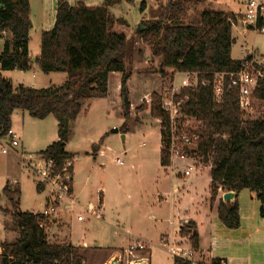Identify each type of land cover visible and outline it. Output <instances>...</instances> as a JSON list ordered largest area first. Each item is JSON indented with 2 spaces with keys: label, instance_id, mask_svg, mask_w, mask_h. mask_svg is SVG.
Listing matches in <instances>:
<instances>
[{
  "label": "trees",
  "instance_id": "1",
  "mask_svg": "<svg viewBox=\"0 0 264 264\" xmlns=\"http://www.w3.org/2000/svg\"><path fill=\"white\" fill-rule=\"evenodd\" d=\"M122 0H103L102 5L90 6L82 0H56L51 28L43 30L41 46L35 62L44 73L65 72L67 79L50 87H32L23 83L14 85L0 72V135L11 128L14 110L26 111L30 116L44 119L53 115L58 122V140L39 153L54 160L61 169L73 155L65 149L69 141L71 123L86 109L90 99L104 97L108 90L111 72L122 74L120 103L124 116L123 131L131 118V101L128 81L131 71L127 67V54L131 48L124 33L112 31L115 20L110 6ZM170 1L159 19L139 23L137 31L153 39L152 51L160 56L159 72L164 76L173 72H197L199 80H211L215 72L236 70L241 59L231 57L232 24L234 12L203 9L189 13L187 2ZM143 2L141 7L143 8ZM30 0H0V37L9 31L0 53V70H29L33 59L29 52ZM180 96H187L183 106L186 114L201 121L199 154L204 163L211 162L210 202L217 201L219 191H234L236 196L249 189L260 201V215L264 217V118H245L240 110L238 92L229 90L222 102L213 98L210 85L182 88ZM263 103L264 78L254 92ZM148 108L151 115L161 119V140L164 142L163 124L169 120L161 107L160 94H151V103L144 101L135 110ZM93 144V152L101 142ZM161 165H170L169 154L163 144ZM72 169V168H71ZM42 190L41 185H36ZM11 203L9 213L18 227V237L12 243L0 246V264H82L87 250L66 242H52L46 227L54 222L42 213L21 211L18 189L7 182L0 193ZM218 217L229 228L240 225L239 201H218ZM43 223V225H42ZM181 236H189L193 249L199 248V234L194 222L181 226ZM219 260V259H215ZM177 264H190L176 257Z\"/></svg>",
  "mask_w": 264,
  "mask_h": 264
},
{
  "label": "rangeland",
  "instance_id": "2",
  "mask_svg": "<svg viewBox=\"0 0 264 264\" xmlns=\"http://www.w3.org/2000/svg\"><path fill=\"white\" fill-rule=\"evenodd\" d=\"M82 1L90 6L103 4V0ZM170 1L175 0H122L109 7L115 20L112 31L124 33L129 39V46H131L127 54V67L132 74L129 80L130 99L133 103L139 102L135 108L144 101L150 104L153 92L160 94L168 89L174 81L180 83L183 78L181 74L176 76L170 71L164 76L159 72L161 58L153 54V39L150 35L137 31L140 22L159 19ZM143 2L145 6L142 8ZM30 4L33 26L29 49L30 53L35 56L40 52L41 35L44 29L42 24L44 19L50 21L53 19L51 13L54 6L51 0H30ZM233 5H236L237 11L242 8L238 0L237 3L236 0H194L187 2L184 5V10L192 13L203 9H214L223 10L226 13L231 12L229 9ZM234 34L240 38L233 44L235 57H242L243 54L240 53V50L243 47L256 49L257 54L264 58V33L255 34L250 31L243 37L238 34L237 30H234ZM6 35L9 36L8 33ZM4 75L12 79L15 84L33 82L35 83L33 87L37 88L57 86L67 79L65 72L44 73L36 64L25 71L7 70ZM114 78H111L110 81L112 92L115 91ZM146 89L148 98L141 100ZM134 112L139 113L136 110ZM21 114V110H15L14 124L17 130L20 129L19 138L23 141L22 147L20 144V147L16 148L17 150L10 149L14 150L18 158H20L22 149L31 155L37 154L47 147V143H51L57 137V125L51 119L55 118L53 115H51L53 117L50 116V119H39L26 112H24L25 118H22ZM88 118V120L85 119L81 112L74 120L66 145L68 152L74 153V156H82V159L74 164L75 174L73 176L75 191L76 193L81 192L80 203L82 205L93 203L98 206L100 195L104 200L101 220L81 208L76 209V214L80 213L84 217L83 222L71 219L70 214L65 216L68 217L74 243L86 240L89 245L101 248L80 246L87 250L86 260L82 264H134L138 261H145L147 264L148 262L150 264H177L176 257L178 256L160 244L159 236L150 235L152 233L150 228L152 214L160 219L167 216V205H162L163 211L157 213L155 191L153 185L149 183L151 178L164 173V169L160 165L161 124L150 115L149 111L143 112L140 117H131L125 123L127 129L125 133H128L125 137V133L122 132L124 116L121 115L119 107L113 103L99 106L98 110ZM122 118L123 121H121ZM245 118H264L263 103L255 99L253 110L246 114ZM115 129H119V131H114ZM103 136H105L101 142L104 149L103 154L94 156L92 146L95 142L99 143ZM3 142L5 143L6 140L0 143V193L3 190L1 185L6 183L7 179H12L11 182H8L10 187L21 192L19 206L21 211L44 210L48 188L37 190L36 182L24 172L20 159L18 163L14 162L12 166H9L7 176L3 175L5 163L9 158H14L11 152L9 154L2 153ZM30 142L32 146H28ZM105 146L111 147L114 152L108 151ZM116 157H120L123 164H118L115 161ZM199 166L201 167L191 174L190 183L182 189L183 192L188 190L190 196H194L195 201L204 200L208 196L211 176L209 165ZM14 180L18 183L13 182ZM185 200L189 201V196L179 202L184 204ZM0 205L11 209V203L4 195L0 199ZM7 214L3 213L0 208V241L12 243L18 237V227L11 215ZM163 224L165 223L163 222ZM49 231L48 237L51 241L70 243L69 228L64 223L60 222L59 225L49 227ZM136 238L146 241L149 248L147 247L144 251H136L134 254L127 253L124 247L128 248L129 242H133ZM173 245L187 247L183 241ZM109 247H122L123 249L118 255L110 257L108 256ZM194 259L200 262L198 257H194ZM208 260L212 261L213 259L204 257L201 259L202 262Z\"/></svg>",
  "mask_w": 264,
  "mask_h": 264
},
{
  "label": "crops",
  "instance_id": "3",
  "mask_svg": "<svg viewBox=\"0 0 264 264\" xmlns=\"http://www.w3.org/2000/svg\"><path fill=\"white\" fill-rule=\"evenodd\" d=\"M52 5L54 8L52 9L51 16L53 18L55 9H56V0H51ZM237 3V0H236ZM236 5H233L232 8L229 9L231 12H236ZM223 11V10H222ZM30 17H31V10H30ZM32 20V19H31ZM45 21L43 22L42 26H44L43 30L49 29L53 25V19L52 24L50 25L51 21L49 19H44ZM33 26V23H32ZM234 30H237L238 34L240 36L245 37L247 33H243L240 31V29H233L232 30V36L234 39L233 44L237 41L240 40L239 36H236L234 34ZM43 32V31H42ZM6 33L9 34V36L6 35ZM2 37H0V53L2 52L3 49V44H4V39L5 38H10L11 34L9 31H4L2 32ZM30 36H31V31H30ZM30 43V42H29ZM30 46V45H29ZM251 50L250 48H243L240 50V53L243 54L242 57H235L233 54V45H232V51H231V57L233 59H242L247 52ZM30 52V49H29ZM32 59H35L37 55H32L30 53ZM38 65L35 61H33L32 67L34 65ZM31 67V68H32ZM18 70V69H15ZM5 71H1V74L3 77L10 79L9 77H6L4 75ZM22 71V70H20ZM177 74V72L175 73ZM121 76L122 74L120 72H111L108 77V90L107 94L104 97H95L90 99L88 102H86V109L82 111L83 117L85 119H89L93 113H95L98 110L99 106L107 105L109 103H113L116 105V107H119L121 115H123V111L121 108V103H120V81H121ZM115 77V91L112 92L110 89V81L111 78ZM66 80V79H65ZM130 80V79H129ZM36 82V81H34ZM142 82V81H141ZM144 83V82H143ZM14 85H17L13 83ZM20 84V83H19ZM24 84V83H23ZM28 86L35 85V83L30 82L29 84H25ZM128 86H129V91H130V97H131V90H130V84L128 81ZM143 100L144 98H148L147 94V89L144 92V94L141 96ZM112 100V102H110ZM131 101V117H137L141 116L143 112L149 111V109L139 112L136 114L134 112L135 106L139 104V102L133 103ZM19 110V109H18ZM22 111V110H21ZM22 111L21 117L25 118V114ZM15 110L13 111L11 115V128L16 132V134L19 135L20 129L17 130V127L14 124V116ZM27 113V112H26ZM150 113V111H149ZM81 114V113H80ZM79 114V115H80ZM78 115V116H79ZM151 115V113H150ZM49 115L46 117L47 119H50ZM77 116V118H78ZM53 117V116H51ZM154 119L158 120L157 118L153 117ZM53 121H55L57 125V131H58V122L57 120H54L56 118H51ZM123 121V118L121 119ZM74 122V121H73ZM73 122L71 123V128L73 125ZM159 122V121H158ZM160 123V122H159ZM22 130V129H21ZM119 131V129H118ZM128 133H125V137L127 136ZM71 135V133H70ZM70 138V137H69ZM20 140V138H19ZM58 140V134L55 139L52 140L51 143L55 142ZM2 142L0 138V143ZM21 147L23 141H21ZM51 143H47L46 146H48ZM68 143V142H67ZM97 142H95L96 144ZM162 143V140H161ZM28 146H32V143H28ZM67 145V144H66ZM163 143L161 144L160 149H162ZM46 148V147H45ZM66 151L67 148L65 147ZM105 149L108 151H113L111 147L105 146ZM43 150V149H42ZM2 151V150H1ZM13 151V152H12ZM103 144L99 146L98 151L94 156L96 155H101L103 154ZM12 153V157L15 158H9L7 162L4 165V172L3 175H8L9 174V166H12V163H18L19 159L16 154L14 153V150H8V153H3V154H9ZM68 152V151H67ZM114 152V151H113ZM161 152V150H160ZM70 153V152H68ZM73 155V164H72V191L73 194L76 198L77 205L71 209H66L65 207L59 208V212L57 216L51 218L54 220L53 223H51V226H56L59 225L60 222L64 223L66 226L69 228V241L71 244L76 245V246H83V247H97L100 248L99 246H91L88 244L86 240L82 241L80 243H74L73 242V234L70 232V223L67 220L68 217H65L66 215L70 214L71 219H77V221L83 222L84 217L82 220L78 219L79 214H76V209L81 208L84 210V206L82 205L79 201V195L80 191L76 193L75 189V183H74V164L76 161H79L82 159V156H74V153H70ZM161 163V162H160ZM186 162L180 161V160H175L173 161L172 165H169L167 167L162 166L161 167L164 169V173H161L158 175V177H153L149 181L153 186V189L155 191V200L157 202V213H161L163 211L162 205H167V216L164 217L163 219H160V217H157L155 214H152V220H151V225L150 228L152 230V233L150 235H154L156 237L159 236L160 244L165 242L166 244H170L172 246H177L173 245L175 243L183 241L187 247H192L191 243L189 241V236H181L180 235V229L181 226L185 223L188 222H194L199 234V248L194 249V257H198L201 261V259L204 257L205 259H219L223 260L226 264H264V217H261L260 215V201L256 198L255 192L249 190V189H243L238 193L237 199L239 201V215H240V225L237 228H229L225 224L221 222V220L218 217V212H217V206H218V201L220 198H222L224 191H220L217 201L214 204H211L210 202V187H209V193L208 196L205 197V199H198L195 201L194 196H190V192L186 190V192H183L182 189L185 188L186 185L190 183L191 175L188 177H184L183 175L180 174V170L183 169L184 165ZM195 176V175H194ZM192 176V177H194ZM11 182L12 179H7V182ZM14 180L13 182H15ZM209 181L211 182V176L209 178ZM12 182V183H13ZM17 182V181H16ZM5 182L1 185V188H4ZM18 183V182H17ZM210 185V183H209ZM37 188V187H36ZM38 190V189H37ZM39 191V190H38ZM245 193V195H243ZM189 196V201L185 200L186 203L181 204L179 201L183 199H187ZM47 198V196H46ZM3 200V199H2ZM1 200V201H2ZM65 205H67V202H64ZM98 206L100 207V210L104 209V200L102 195H100V200ZM1 208H4L3 206L0 205ZM20 209V207H19ZM21 210V209H20ZM3 211V210H2ZM3 213L7 214L6 212L3 211ZM101 213V212H100ZM9 215V214H7ZM93 216V215H92ZM95 217V216H94ZM98 220L102 219V213H101V218H97ZM163 222L165 224H163ZM46 227L47 229V234L50 233L49 227ZM60 232V231H59ZM49 238V237H48ZM138 239V238H136ZM140 239V238H139ZM142 240V239H141ZM144 241V240H143ZM55 242V241H52ZM146 243V241H144ZM187 242V243H186ZM4 243L3 241H0V245ZM133 242H129V244H132ZM128 244V245H129ZM148 246V245H147ZM127 247H124L126 249ZM149 248V247H148ZM101 249V248H100ZM123 249L122 247H109L108 249V256L114 257L118 255L120 250ZM2 251V248L0 246V253ZM209 261V260H208ZM150 264V262H148Z\"/></svg>",
  "mask_w": 264,
  "mask_h": 264
},
{
  "label": "built area",
  "instance_id": "4",
  "mask_svg": "<svg viewBox=\"0 0 264 264\" xmlns=\"http://www.w3.org/2000/svg\"><path fill=\"white\" fill-rule=\"evenodd\" d=\"M238 1L242 8L234 12V18H229L232 28L240 29L244 34L250 31L255 34L264 33V0ZM179 74L183 76L181 82L174 81L168 89L160 93L161 107L169 116L168 122L162 127L164 131L163 144L169 154L170 165L175 160L186 162L183 169L180 170V174L188 177L201 167L199 165L204 166L205 164L211 168V162L204 163L203 157L199 154L201 121L184 112L183 106L188 101V97L180 96L182 88L196 87L200 82L202 85H210L213 98L217 103L222 102L227 91L236 90L240 110L245 117L254 108L256 99L254 92L264 78V58L257 54L256 49H251L241 59L236 70L215 72L211 80L200 81L197 72H177L176 76ZM158 121L160 124L162 123L161 119ZM0 138L2 141L6 140L1 148L3 153H8L10 149L17 150L16 148L20 147L19 137L12 128H9L6 134L0 135ZM20 160L24 172L34 179L36 185L43 186L42 189L48 188L44 210L34 211V213H42L53 218L57 216L61 207L72 210L73 207L78 206L72 191V159H68L64 166L57 170L52 158L45 157L41 153L31 155L22 149ZM115 161L118 164H123L120 157H116ZM64 202H67V205ZM83 208L89 214L101 218L99 206L89 203ZM78 219L82 220V215H79ZM162 245L171 253L188 260L190 264H226L223 260L197 262L194 259L192 247L172 246L165 242ZM147 247V244L138 238L125 251L134 254L136 251H144Z\"/></svg>",
  "mask_w": 264,
  "mask_h": 264
},
{
  "label": "water",
  "instance_id": "5",
  "mask_svg": "<svg viewBox=\"0 0 264 264\" xmlns=\"http://www.w3.org/2000/svg\"><path fill=\"white\" fill-rule=\"evenodd\" d=\"M33 61H35V59H33ZM114 131H118V129H115ZM236 196V193L234 191H226L223 193L222 199L226 202V203H230L232 201H234ZM134 264H147V262L145 261H138Z\"/></svg>",
  "mask_w": 264,
  "mask_h": 264
}]
</instances>
